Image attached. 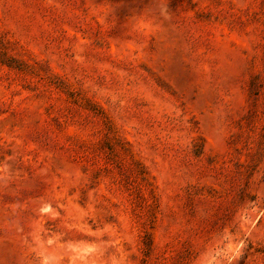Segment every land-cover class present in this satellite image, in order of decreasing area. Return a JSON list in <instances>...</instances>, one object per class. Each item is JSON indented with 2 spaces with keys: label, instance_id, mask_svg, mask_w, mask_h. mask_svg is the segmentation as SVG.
Returning a JSON list of instances; mask_svg holds the SVG:
<instances>
[{
  "label": "rangeland",
  "instance_id": "obj_1",
  "mask_svg": "<svg viewBox=\"0 0 264 264\" xmlns=\"http://www.w3.org/2000/svg\"><path fill=\"white\" fill-rule=\"evenodd\" d=\"M0 264H264V0H0Z\"/></svg>",
  "mask_w": 264,
  "mask_h": 264
}]
</instances>
